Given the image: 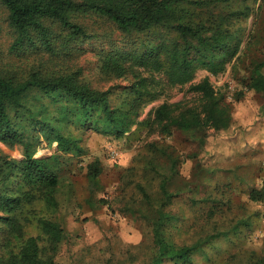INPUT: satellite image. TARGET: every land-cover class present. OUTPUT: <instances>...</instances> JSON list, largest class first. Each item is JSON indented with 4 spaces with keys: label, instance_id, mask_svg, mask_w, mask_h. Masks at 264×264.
Here are the masks:
<instances>
[{
    "label": "trees",
    "instance_id": "1",
    "mask_svg": "<svg viewBox=\"0 0 264 264\" xmlns=\"http://www.w3.org/2000/svg\"><path fill=\"white\" fill-rule=\"evenodd\" d=\"M258 1L0 0L15 34L11 51L42 56L41 62L44 55L54 59L71 55L80 50L79 43L97 37L88 32L81 17L110 21L128 41L112 44L101 55L100 68L111 77L129 80L120 91L101 90L76 73L0 68V141L24 147L21 161L0 155V264H53L57 255L64 237L56 217L61 206L60 177L52 157L36 156V146L42 137L50 145L56 142L58 151L65 154L83 152L80 139L64 134L58 125L90 128L118 139L128 138L143 125L153 124L166 132L175 125L199 144L200 153H218L215 137L231 127V110L209 76L199 83L193 81L199 70L217 76L239 60L246 36L243 22L261 8V3L255 7ZM164 27L174 35L164 33ZM263 68L264 60L254 64L246 88L264 99ZM188 84L189 91L200 96L199 106L163 103L139 121L148 104L168 89ZM101 171L98 159L89 164L91 179H97ZM162 190L167 201L177 195L166 182ZM249 199L264 203V180L251 189ZM222 209L211 207L204 214L209 218L222 215ZM157 212L151 225L154 251L144 264L212 260L220 254L217 244L238 245L251 226L248 217L234 224L224 221L223 226L204 229L193 241H179L171 235L180 230L182 218L166 211L164 204ZM258 264H264V258Z\"/></svg>",
    "mask_w": 264,
    "mask_h": 264
},
{
    "label": "rangeland",
    "instance_id": "2",
    "mask_svg": "<svg viewBox=\"0 0 264 264\" xmlns=\"http://www.w3.org/2000/svg\"><path fill=\"white\" fill-rule=\"evenodd\" d=\"M260 3L261 8L243 22L246 36L239 60L217 76L199 70L193 81L199 83L209 76L231 110V127L215 137L217 154L200 153L199 144L175 125L169 132L153 124L143 125L128 138L118 139L90 128L57 124L64 134L80 139L83 152L79 155L60 152L56 142L50 145L41 137L36 156L52 157L60 177L61 206L56 217L64 237L53 264L147 263L154 251L151 225L163 204L166 211L182 218L181 232L175 230L171 235L179 241H193L204 229L223 226L224 221L234 224L241 218L250 219L251 226L238 245L221 242L216 246L220 254L212 260L201 258L199 264H258L264 258V203L249 199L251 189L264 180V99L246 88L254 64L264 60V0L255 7ZM80 21L97 37L79 43L80 50L71 55L56 59L44 55L41 62L42 56L11 51L15 34L8 10L0 3V68L65 71L76 73L97 89H124L128 79L111 77L100 68L101 55L114 43L122 45L124 35L103 18L83 16ZM162 31L174 35L168 27ZM189 88L190 84L168 89L142 110L139 121L163 103L199 106L200 96ZM0 155L21 161L24 147L0 141ZM96 159L102 171L93 180L88 167ZM163 182L177 194L171 201L164 195ZM217 206L223 207L224 214L211 218L204 214ZM202 223L208 226L201 227ZM30 232L38 233L35 228Z\"/></svg>",
    "mask_w": 264,
    "mask_h": 264
}]
</instances>
